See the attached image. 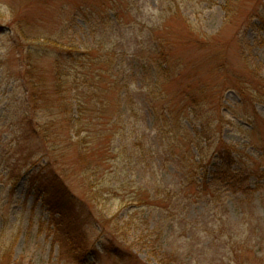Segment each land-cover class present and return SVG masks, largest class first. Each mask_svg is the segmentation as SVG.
Listing matches in <instances>:
<instances>
[{"label":"rangeland","instance_id":"rangeland-1","mask_svg":"<svg viewBox=\"0 0 264 264\" xmlns=\"http://www.w3.org/2000/svg\"><path fill=\"white\" fill-rule=\"evenodd\" d=\"M101 2L0 0V264H229L223 260L230 251L223 249L222 238L230 233L248 240L251 260H264V102L244 103L236 90L219 88L225 69L245 80L251 79L254 64H264V31L257 20L256 26H244L245 19L236 14L228 22L226 0H143L141 5L153 15L152 20L162 15H157L155 7L163 9L166 19L168 10L174 9L192 22L195 36L203 32L210 37L198 45L172 43L171 49L190 63L192 86L208 87L206 94L212 99L205 102L206 115L214 125L221 123L222 139L237 149L232 168L235 174L241 173L244 184L221 175L220 160L212 152L186 181L179 164L157 153L154 133L150 142L145 139L155 122L152 111L143 106L131 121L114 124L112 107L104 112L106 117L93 121L94 130L103 129L104 137L81 133L85 140L81 149L91 151L97 166L93 183L103 189L102 197L89 203L82 173L73 175L68 184L76 200L75 212L86 208L80 220L89 246L72 251L65 242H57L50 224L52 213L44 202L45 193L52 189L31 187L33 170H41V161L31 166L26 160L31 153L26 140L31 119L46 111L33 109L34 88L30 78L22 77L25 67L19 56L31 43L74 44L84 49L92 40L89 20L96 19ZM239 5L246 15L257 6L263 8L264 0H242ZM182 26L187 28L183 22ZM19 32L28 41L16 37ZM179 34L184 35L180 28L175 31ZM38 71L52 75L50 56L39 62ZM141 72L135 69L132 80L145 83ZM184 87L177 81L168 90L178 96ZM187 123L192 130L195 122ZM120 142L122 148H118ZM70 156H76L75 150ZM196 178L204 180L199 197L190 195L197 193ZM149 197L151 205L138 203ZM74 209L67 207V212ZM165 253L171 255L161 259Z\"/></svg>","mask_w":264,"mask_h":264},{"label":"trees","instance_id":"trees-1","mask_svg":"<svg viewBox=\"0 0 264 264\" xmlns=\"http://www.w3.org/2000/svg\"><path fill=\"white\" fill-rule=\"evenodd\" d=\"M142 1L102 0L96 19L89 20L92 22V40L84 49L74 44L41 46L31 43L26 45V50L19 56L25 67L22 77L24 80L30 78L34 88L31 92L33 109L36 111L41 108L46 111L44 116L34 113L35 119H31L33 125H30L27 132L29 136L26 140L31 144V153L26 160L31 166L41 161V170L38 173L33 170L30 184L32 188L52 189L45 193L44 201L52 213L50 224L57 242H65L73 248L72 251L89 246V241H86L88 234L80 220L81 213L86 208L75 212L76 200L71 196L68 186L72 176L83 174L84 194L89 203L100 200L103 195V189L93 183L97 166L89 155L91 151L88 148L81 149L85 141L81 139V133H93L88 135L89 138L104 137L103 129L94 130L93 121L106 117L104 112L107 113L112 107L114 110L111 118L115 120L114 124L131 121L140 108L148 107L155 122L149 133L144 134L145 139L150 142V135L154 133L157 153L169 162L179 164L186 181L194 177L212 152L220 160L221 175L225 174L229 182L244 184V177L241 173L235 174L232 168L237 149L222 139L221 123L214 125L206 115L205 102L208 98L212 99V96L206 94L205 88L208 87L204 88L203 84L197 88L192 86L188 77L190 63L175 56L171 49L172 43L198 45L208 41L210 37L203 32L195 36L192 22L174 9L168 10L170 14L166 19L163 9L155 7L157 15H162H158L157 20H152L153 15L142 7ZM241 1L226 0L228 22L231 23L236 14L245 19L244 26H256L257 20L264 31V7L257 6L252 12L243 15V8L239 5ZM182 22L188 29L182 26ZM178 28L182 29L184 35H175ZM183 30L186 32L183 33ZM186 35L187 38L182 37ZM16 37L28 41V36H23L20 32ZM261 41L264 42V37ZM15 47L22 49L24 44H17ZM48 56L52 58L51 76L38 71L39 62ZM245 61L248 65V60ZM76 67L77 70H74ZM222 68L225 69V66L222 65ZM135 69L142 71L145 83L132 80ZM263 69V63L254 64L251 79L245 80L225 69L219 88L236 90L244 103H254L257 100L264 102ZM177 81L185 83V87L178 96H172L168 89ZM246 86L251 87L249 89ZM139 95H144L145 99L139 100ZM27 98L30 102V97ZM42 101L44 106L39 105ZM179 103H183L180 108L177 107ZM184 116L187 120H183ZM187 121L195 122L192 130ZM110 135L112 141L115 136L112 130ZM136 137L139 138V134ZM118 148H122L121 142ZM73 150L76 156H70ZM76 179L73 181H77ZM186 181L183 180V183ZM195 182L197 193L193 191L190 195L199 197L204 180L196 178ZM174 190L176 193L180 192L176 188ZM150 200V197L140 199L138 203L151 205ZM67 207L74 210L67 212ZM222 239L225 245L223 249L230 251L223 258L225 262L264 264V260L255 261L248 257V240L245 237H235L230 233ZM170 255L165 253L161 259H168Z\"/></svg>","mask_w":264,"mask_h":264}]
</instances>
